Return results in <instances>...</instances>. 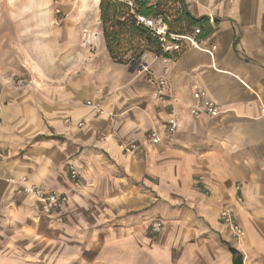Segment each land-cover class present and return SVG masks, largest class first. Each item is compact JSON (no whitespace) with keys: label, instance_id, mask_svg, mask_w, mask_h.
I'll return each mask as SVG.
<instances>
[{"label":"crops","instance_id":"obj_1","mask_svg":"<svg viewBox=\"0 0 264 264\" xmlns=\"http://www.w3.org/2000/svg\"><path fill=\"white\" fill-rule=\"evenodd\" d=\"M183 3L211 27L197 46L134 68L102 36L78 39L71 65L4 91L0 264H264V0ZM197 90L219 115L193 114ZM21 184L65 191L66 206L45 214Z\"/></svg>","mask_w":264,"mask_h":264},{"label":"rangeland","instance_id":"obj_2","mask_svg":"<svg viewBox=\"0 0 264 264\" xmlns=\"http://www.w3.org/2000/svg\"><path fill=\"white\" fill-rule=\"evenodd\" d=\"M99 3L100 0H0V118L7 88L20 91L34 87L40 71L53 75L57 67L71 65L80 57L74 47L78 39H92L97 46L103 37ZM75 29L82 31L76 36ZM147 54L141 56L140 62L127 65L139 67ZM135 148V144L125 146L127 152Z\"/></svg>","mask_w":264,"mask_h":264},{"label":"trees","instance_id":"obj_3","mask_svg":"<svg viewBox=\"0 0 264 264\" xmlns=\"http://www.w3.org/2000/svg\"><path fill=\"white\" fill-rule=\"evenodd\" d=\"M99 8L106 49L112 61L121 64L140 62L144 53L172 55L141 17L162 18L174 34H193L199 28L198 36L205 37L211 30L207 20L193 16L183 0H100Z\"/></svg>","mask_w":264,"mask_h":264},{"label":"built area","instance_id":"obj_4","mask_svg":"<svg viewBox=\"0 0 264 264\" xmlns=\"http://www.w3.org/2000/svg\"><path fill=\"white\" fill-rule=\"evenodd\" d=\"M214 20L213 18L210 19ZM140 21L149 26L152 31L158 36L162 46L166 50L179 51L187 46H197L199 44L197 35L200 33V29L196 28L193 34L180 35L168 32V26L163 21L162 18H154V19H146L141 17ZM166 83L164 80H159L157 96L159 98H164L166 93ZM195 97L201 100L202 109H194L193 114L199 115L200 113H204L205 115L214 117L221 113V108L219 105L207 98L205 93L201 90H197L195 92ZM168 129L170 132H175L177 129V121L175 119H171L168 121ZM151 140L153 143H159L161 138L157 131H153L151 133ZM129 150V149H128ZM70 177L74 181H79L84 177L80 173L79 169L72 166L70 168ZM21 191L28 193L33 198H35L40 204L41 209L45 214L53 213L56 210H60L66 206V202L68 199V193L65 191H52L46 192L43 187L32 186L27 184H21ZM221 220L229 225V229L231 234L236 238L240 239L243 235V229L241 225L237 222L235 215L233 213L232 208L223 207L220 211ZM162 227L161 222H157L153 225V229L155 231H160ZM0 234V241H1Z\"/></svg>","mask_w":264,"mask_h":264},{"label":"water","instance_id":"obj_5","mask_svg":"<svg viewBox=\"0 0 264 264\" xmlns=\"http://www.w3.org/2000/svg\"><path fill=\"white\" fill-rule=\"evenodd\" d=\"M235 264H242V257L239 255L235 258Z\"/></svg>","mask_w":264,"mask_h":264}]
</instances>
